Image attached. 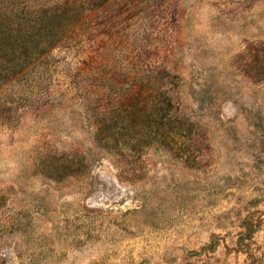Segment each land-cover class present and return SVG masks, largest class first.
Wrapping results in <instances>:
<instances>
[{"label": "rangeland", "instance_id": "374dc122", "mask_svg": "<svg viewBox=\"0 0 264 264\" xmlns=\"http://www.w3.org/2000/svg\"><path fill=\"white\" fill-rule=\"evenodd\" d=\"M0 264H264V0H0Z\"/></svg>", "mask_w": 264, "mask_h": 264}]
</instances>
